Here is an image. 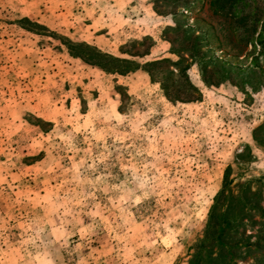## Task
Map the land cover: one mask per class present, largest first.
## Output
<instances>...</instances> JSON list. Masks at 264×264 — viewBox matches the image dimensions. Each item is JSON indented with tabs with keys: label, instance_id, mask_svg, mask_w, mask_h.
<instances>
[{
	"label": "rangeland",
	"instance_id": "rangeland-1",
	"mask_svg": "<svg viewBox=\"0 0 264 264\" xmlns=\"http://www.w3.org/2000/svg\"><path fill=\"white\" fill-rule=\"evenodd\" d=\"M0 264H264V0H0Z\"/></svg>",
	"mask_w": 264,
	"mask_h": 264
}]
</instances>
